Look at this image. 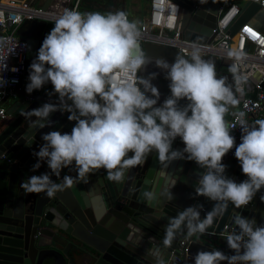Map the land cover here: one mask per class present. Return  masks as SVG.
Instances as JSON below:
<instances>
[{"label":"clouds","instance_id":"9594fccd","mask_svg":"<svg viewBox=\"0 0 264 264\" xmlns=\"http://www.w3.org/2000/svg\"><path fill=\"white\" fill-rule=\"evenodd\" d=\"M139 36L137 22L130 21L122 10L103 14L66 9L30 64V82L26 85L31 93L50 81L60 104L44 103L21 114L28 119L36 117L31 121L35 128L48 125L50 114L57 110H67L68 119L76 121L70 133L49 131L42 135L45 143L34 153L38 159L33 172L46 161L51 174L59 178L61 169L74 162L80 180L102 167L110 179L119 181L124 169L142 164L153 150L166 166L174 159L186 158L204 168L195 192L216 201L217 206L206 222L193 223L199 219L194 207L181 213L167 230L165 242L170 243L174 230L186 219L189 235L203 234L212 216L228 202L245 206L264 188V119L250 125L240 113L242 136L235 144L230 130L236 125H230L225 116L238 101L226 77L218 78L215 64L203 59L195 46L190 58L177 55L172 63L164 58L155 61L170 81L171 95L161 106H155L159 92L150 79L115 83L114 72L134 74L152 63L141 50ZM155 75L150 74L152 78ZM180 99L188 103L179 107ZM176 137L184 144L182 150L171 148ZM234 146V155L247 177L239 183L225 177L222 163ZM73 180L65 175L63 184L57 183L45 172L29 176L20 186L26 193L44 192L52 197L71 186ZM235 223L239 230L226 237L232 254L219 249L198 250L194 264H264V225L257 226L243 216L236 217Z\"/></svg>","mask_w":264,"mask_h":264},{"label":"water","instance_id":"95a60500","mask_svg":"<svg viewBox=\"0 0 264 264\" xmlns=\"http://www.w3.org/2000/svg\"><path fill=\"white\" fill-rule=\"evenodd\" d=\"M170 1L179 6L184 39L198 43H209L213 39L217 13L225 0ZM52 2L45 0L42 8H48ZM263 9L246 0L228 27L230 37ZM54 23L25 20L19 32L27 43L26 71L22 84L9 91L6 117L0 121V264H176L178 244L184 239L187 219L174 230L171 242L166 243L167 230L174 220L194 207L199 212L197 223L206 222L208 214L217 206L216 201L196 194L198 179L205 169L194 160L174 159L166 166L159 162L158 153L153 150L142 164L124 169L119 181L110 179L108 171L102 167L93 169L80 180L74 162L61 169L59 178L51 174L46 161H41L40 168L32 171L38 159L34 153L45 143L42 135L49 131L70 133L76 124L75 120L68 119L67 110L51 113L49 124L43 128L32 126L31 121L36 117L28 119L21 114L44 103L60 104L50 81L31 93L26 91L30 64ZM139 44L152 63L140 69L138 77L150 79L158 89L155 106H161L171 95L170 81L166 71L157 67L155 61L164 58L172 63L181 54L174 47L158 43L139 41ZM202 58L215 64L217 77H226L234 95L233 73L219 74L221 62L216 56ZM151 73H156L154 78ZM146 95L152 96L150 92ZM187 103L186 99H180L178 106ZM29 137L31 140L26 143ZM171 148H184L180 137L175 138ZM223 164L226 178L237 183L247 179L234 153ZM45 172L57 183L63 184L65 175L74 180L71 186L52 197L44 192L26 193L21 188V182L29 176ZM239 216L253 220L257 226L264 225V188L245 206L236 207L228 202L212 216L203 234L188 237V251L181 264H194L193 257L198 250L219 249L231 255L226 237L239 230L235 223Z\"/></svg>","mask_w":264,"mask_h":264},{"label":"built area","instance_id":"2783aa9c","mask_svg":"<svg viewBox=\"0 0 264 264\" xmlns=\"http://www.w3.org/2000/svg\"><path fill=\"white\" fill-rule=\"evenodd\" d=\"M264 8V0H250ZM82 0H53L44 9L34 6L28 0H0V121L6 117L4 102L9 91L22 84L27 64V43L21 39L18 30L25 20L56 21L67 10H80ZM240 6L223 1L217 13L214 37L209 43H198L182 37L179 22V6L170 0H149V14L139 29L140 42H153L170 47L187 58L198 48L201 57L213 55L218 61L227 62L234 75V97L237 108L230 109L226 120L236 125L230 130L235 137V144L241 142L242 131L238 121L240 113L251 125L254 121L264 119V34L250 24L242 26L233 37L227 32L228 27L237 17ZM15 69V70H13ZM222 71L218 69L220 74ZM139 71L114 72L112 80L123 84L136 80ZM237 142V143H236ZM235 151V146L222 158L224 163ZM197 210V209H196ZM197 223V221H193ZM184 239L178 244L179 255L176 264L182 263L188 251V221H185ZM226 227L224 228V230ZM198 234V232L196 233ZM195 235V234H193ZM229 235V234H228Z\"/></svg>","mask_w":264,"mask_h":264},{"label":"crops","instance_id":"0c3cea01","mask_svg":"<svg viewBox=\"0 0 264 264\" xmlns=\"http://www.w3.org/2000/svg\"><path fill=\"white\" fill-rule=\"evenodd\" d=\"M30 4L34 6H42L45 0H28ZM227 3L236 4L242 6L246 0H225ZM80 12H100L107 14L108 12L122 10L127 15L130 21H135L138 24V28L141 27L143 22L147 19L149 14V0H82L80 5ZM249 24L254 26L260 32L264 34V9L255 15L250 21ZM22 26H20L18 33L21 31ZM218 69L221 70V73L232 72L227 62H222L221 65H218ZM10 94L4 102V107L7 108V100L10 98ZM238 105V104H237ZM232 107L230 109L237 108ZM226 119V116H225Z\"/></svg>","mask_w":264,"mask_h":264}]
</instances>
